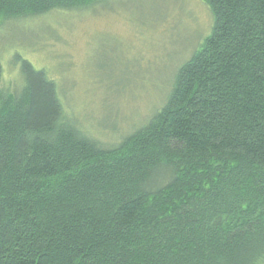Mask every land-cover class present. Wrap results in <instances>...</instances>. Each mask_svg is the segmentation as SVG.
I'll list each match as a JSON object with an SVG mask.
<instances>
[{
  "label": "trees",
  "instance_id": "trees-1",
  "mask_svg": "<svg viewBox=\"0 0 264 264\" xmlns=\"http://www.w3.org/2000/svg\"><path fill=\"white\" fill-rule=\"evenodd\" d=\"M201 1L210 34L113 145L0 57V264H264V0ZM105 2L0 0V25Z\"/></svg>",
  "mask_w": 264,
  "mask_h": 264
},
{
  "label": "rangeland",
  "instance_id": "rangeland-1",
  "mask_svg": "<svg viewBox=\"0 0 264 264\" xmlns=\"http://www.w3.org/2000/svg\"><path fill=\"white\" fill-rule=\"evenodd\" d=\"M212 24L201 0H106L80 13L4 22L0 57L11 85L16 53L46 71L69 117L113 145L166 102Z\"/></svg>",
  "mask_w": 264,
  "mask_h": 264
}]
</instances>
